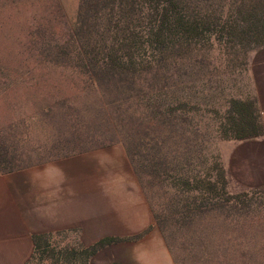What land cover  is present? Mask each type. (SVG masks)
<instances>
[{
  "label": "rangeland",
  "instance_id": "1",
  "mask_svg": "<svg viewBox=\"0 0 264 264\" xmlns=\"http://www.w3.org/2000/svg\"><path fill=\"white\" fill-rule=\"evenodd\" d=\"M189 1L191 11L218 24L223 9L230 15L233 6L236 21L235 8L250 2ZM79 6L80 0H0V172L31 170L34 183L44 185L59 176L43 170H62L64 214L76 201L79 218L45 234L63 245L126 239L150 228L106 245L92 264H140L122 259L130 249L152 258L159 237L174 264H264V186L246 185L243 171L227 160L238 139L227 121L233 102L261 109L264 80L254 74L264 71L263 50L224 30L205 34L183 58L155 57L157 80L164 67L170 79L154 93L182 118L159 128L154 155H129L134 136L125 141L128 126L117 123L113 97L78 66ZM157 141L163 155H156ZM196 178L202 183L184 185ZM207 180H219L218 189L209 191Z\"/></svg>",
  "mask_w": 264,
  "mask_h": 264
},
{
  "label": "trees",
  "instance_id": "2",
  "mask_svg": "<svg viewBox=\"0 0 264 264\" xmlns=\"http://www.w3.org/2000/svg\"><path fill=\"white\" fill-rule=\"evenodd\" d=\"M190 6L189 0H80L77 35H74L78 66L86 70L93 84L103 87L105 94L113 97L109 105L118 113L117 123L128 126L125 141L134 136L127 142L129 155H154L152 148L160 135L159 128H168L182 118L174 115L170 102L159 100L154 93L155 86L164 89L170 79L164 67L157 80L155 57L164 63L177 56L183 58L184 50L198 44L205 34L212 37L224 30L235 40L246 37L258 54L260 49L264 51V0H250L245 7L237 6L236 21L231 14L233 6L228 10L230 15L223 9L219 24L207 22L195 7L191 11ZM227 121L238 139L259 136L263 130L260 111L253 102L235 100ZM137 141L144 146L142 150ZM149 143H153L152 147H148ZM158 145L157 141L156 155H163ZM0 155H3L1 150ZM193 182L202 183L196 178L185 181L184 185ZM206 182L209 191L218 189L219 180ZM201 190L196 187V192ZM149 229L126 239H102L88 246L63 245L53 234H38L34 236V251L27 264H92L106 245L138 239Z\"/></svg>",
  "mask_w": 264,
  "mask_h": 264
},
{
  "label": "crops",
  "instance_id": "3",
  "mask_svg": "<svg viewBox=\"0 0 264 264\" xmlns=\"http://www.w3.org/2000/svg\"><path fill=\"white\" fill-rule=\"evenodd\" d=\"M258 74H254V78L261 83L264 80V71L259 74L262 77H257ZM261 88L260 116L263 131L253 138L231 140L234 145L227 159L230 160L231 169L243 171L247 178L244 182L248 186H264V83ZM43 172H50L49 176L58 175L59 178L49 177L43 179L44 185H36V179L31 178V170L0 173V264H27L34 251L35 235L61 230L64 224L78 221L76 201L75 205L70 201V210L67 213L64 214L63 211L62 170L45 169ZM37 186H45L50 190L37 191ZM150 249L152 258H146L145 252L130 249L127 258L122 259V262L135 260L140 264H174L160 237Z\"/></svg>",
  "mask_w": 264,
  "mask_h": 264
}]
</instances>
